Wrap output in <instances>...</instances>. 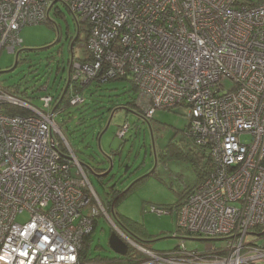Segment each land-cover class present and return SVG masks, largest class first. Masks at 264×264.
Segmentation results:
<instances>
[{
  "label": "built area",
  "instance_id": "built-area-1",
  "mask_svg": "<svg viewBox=\"0 0 264 264\" xmlns=\"http://www.w3.org/2000/svg\"><path fill=\"white\" fill-rule=\"evenodd\" d=\"M59 3L90 25L92 59L72 61L74 79H130L148 120L158 108H187L185 135L212 170L174 209L178 227L227 243L156 251L111 220L141 258L86 259L98 218L110 216L55 121L58 98L46 92L36 107L0 82V105L31 112L0 110V264H264V245L247 241L264 231V0H0V54L16 52L21 29L48 21Z\"/></svg>",
  "mask_w": 264,
  "mask_h": 264
},
{
  "label": "rangeland",
  "instance_id": "rangeland-1",
  "mask_svg": "<svg viewBox=\"0 0 264 264\" xmlns=\"http://www.w3.org/2000/svg\"><path fill=\"white\" fill-rule=\"evenodd\" d=\"M58 8L60 13L56 12ZM20 34L22 46L16 52L5 47L0 54V82L6 90L36 107H42L41 96L44 93L50 92L55 96L66 86L69 88L68 78L72 74V61L69 65V60L73 54L84 56L85 32L78 34L73 15L59 3L51 12L49 22L26 25ZM71 38L76 42L74 51L71 50ZM17 56V67L3 72L14 66ZM223 84L227 90L233 82L226 80ZM44 85L47 90L42 89ZM67 90V93L71 92ZM81 94L85 97L83 103L68 105L64 110L56 108L55 121L60 124L62 134L77 158L86 166L87 175L106 208L110 201L114 204V213L122 220L127 218L141 225L142 230L133 231L121 223L137 241L135 243L156 251H169L175 250L184 240L188 250L201 252L212 244L215 247L226 244L225 239H219L222 237L194 235L180 229L175 210L162 214L152 210L153 206L176 207L198 183L194 162L175 156L179 150L187 152L186 146L192 147L191 140L184 134L189 123L187 108L182 105L173 109L158 108L153 118L147 121L139 108L133 105L139 92L130 79L92 83ZM125 122L131 127L123 139L117 129ZM248 138L242 137L243 140ZM172 144L179 147H172ZM111 161L113 169L108 176L99 177L91 171L100 167L109 169ZM113 184L118 190L115 197L109 189ZM25 218H29L28 213L19 220ZM112 231L113 226L106 216L99 217L92 234V258L127 257L110 247ZM253 232L247 235V241L264 245V236L259 237ZM139 255V251L130 248L128 257L138 258Z\"/></svg>",
  "mask_w": 264,
  "mask_h": 264
},
{
  "label": "trees",
  "instance_id": "trees-1",
  "mask_svg": "<svg viewBox=\"0 0 264 264\" xmlns=\"http://www.w3.org/2000/svg\"><path fill=\"white\" fill-rule=\"evenodd\" d=\"M255 1H257V0H255ZM57 13H60L61 12V9L60 8H58L57 9V11H56ZM73 19H74V21L76 22V25H77V28H78V34L80 33V32H85V37H84V44H83V49H84V56H80V57H78V56H76L75 54H73V57L69 60V65H70V63H71V61H78V62H90L91 61V59H92V54H91V52H90V50H89V48H88V45H87V39H88V34H89V28H90V25H89V23L87 22V21H78L76 18H74L73 17ZM49 20L50 19H48V21H46V22H49ZM74 39H72L71 38V50L72 51H74V49H75V46H76V42H74L73 41ZM79 39H77L76 41H78ZM69 70V69H68ZM73 72V71H72ZM69 76V75H68ZM70 78V77H69ZM69 78H68V83H69V81H70V84H69V88H67V89H70V91L71 92H69V93H67L68 92V90H66V89H63V90H61L59 93H58V95H55V98H58L57 99V102H59L58 103V108L59 109H61V110H64L68 105H72L71 103H70V96H71V94L73 93V94H75V93H83V91L87 88V87H89V85L90 84H92V83H97V84H101V83H103V82H99V81H97V82H94V81H91L90 83H88V84H85V85H82V81L80 80V79H74L72 76H71V79L69 80ZM114 80H116V79H125V77H115V78H113ZM112 80V79H111ZM110 81V80H109ZM67 83V84H68ZM45 86V85H44ZM135 87V86H134ZM136 88V87H135ZM66 90V94L62 97L61 95H62V93L64 92ZM70 94V95H69ZM133 105H135V106H137L138 108H139V110H140V112L141 113H143V112H145V109H144V107L141 105V104H139V103H137V101L133 104ZM169 109H173V108H169ZM0 110L1 111H6L7 113H10V114H29V113H31L29 110H27V109H25V108H23V107H20V106H16V105H0ZM151 119H147V121H150ZM187 131V126H186V128L184 129V134H185V132ZM185 138H187L186 137V135H185ZM173 146L172 147H174L175 145L177 146V147H179V145L178 144H172ZM183 148V147H182ZM63 149L64 150H67V148H66V146L64 145V143H63ZM186 150H188L187 152H181L180 150H179V153H177V154H175V156H178V157H182V158H185V159H191L193 162H194V164H195V167H196V169H197V174H198V177H199V179H198V183L201 181V180H203L210 172H211V170H212V163H211V160H210V158L209 157H207V156H205L204 154H203V152H201L200 150H197L193 145H192V147H188V146H186ZM197 183V184H198ZM196 184V185H197ZM109 189H110V191L113 193V196L115 197L116 196V194L118 193V190L116 191V184H113V185H111L110 187H109ZM108 194V193H107ZM186 197H187V195L183 198V200L181 201V202H179L178 204H177V206L176 207H172V208H177L178 206H180L182 203H183V201L186 199ZM112 203H113V198H112ZM114 207V204L112 205L111 203H110V201H109V206H108V209H109V212H111L112 211V208ZM113 210H114V208H113ZM101 216H103V215H101ZM114 217L116 218V220H117V223L119 224V225H121V227H123V228H129L130 230H135V229H140V230H142L141 229V225L139 224V223H137L136 221H133V220H129V219H127L126 218V220L124 221V220H122L121 219V217H118V214L116 213H114ZM119 218L121 219V221L119 220ZM125 226H123L122 224ZM254 230H260V228L259 227H255L254 228ZM91 241H92V236H91V234H90V236L87 238V241H86V243L84 244V247H83V251H82V255L83 256H85V258L86 259H91L92 257L90 256V247H91ZM127 256V257H126ZM126 256H124V257H126V258H123V257H121V258H119L120 260H124V261H131L130 260V258L128 257V255H126ZM140 258H141V256H139Z\"/></svg>",
  "mask_w": 264,
  "mask_h": 264
},
{
  "label": "water",
  "instance_id": "water-1",
  "mask_svg": "<svg viewBox=\"0 0 264 264\" xmlns=\"http://www.w3.org/2000/svg\"><path fill=\"white\" fill-rule=\"evenodd\" d=\"M49 19H51V15H50ZM17 65H18V56H17V59H16V62L14 64V66H12L9 69L4 70L3 72L11 71V70L15 69L17 67ZM70 79H71V77H70ZM67 88H68V86H66V90H67ZM66 90H65L63 96L66 94ZM99 169H100L99 171H96L94 169H91V170L94 171L98 176L106 177L107 175H109V173L113 169V162L111 161V167L109 169L108 168L105 169V168H102V167H100ZM113 214H114V210L112 208V215ZM108 215H110V214H108ZM108 220H109V218H108ZM110 223H111V218H110ZM258 235H264V231L258 233ZM109 245L115 252H117L121 256H126L128 254L129 246H128L127 242L124 239H122L118 235V233L116 231H114V230L110 234Z\"/></svg>",
  "mask_w": 264,
  "mask_h": 264
},
{
  "label": "clouds",
  "instance_id": "clouds-1",
  "mask_svg": "<svg viewBox=\"0 0 264 264\" xmlns=\"http://www.w3.org/2000/svg\"><path fill=\"white\" fill-rule=\"evenodd\" d=\"M122 125V124H121ZM126 137V136H125ZM125 137L123 138V139H125ZM94 170H96V171H99L100 169L98 168V169H94ZM92 171V170H91ZM108 176V175H107ZM99 177H102V176H99ZM104 178V177H103ZM99 195V194H98ZM103 205H104V203H103ZM104 207H105V209H106V211L108 212V214H110V212H109V209H107L106 208V206L104 205ZM153 207H155V208H162L163 210L165 209V210H174L175 208H170V209H168V208H163V207H158V206H153ZM152 207V208H153ZM114 208V207H113ZM155 212V211H154ZM158 213V212H157ZM162 214V213H161ZM109 216H111V214L109 215ZM125 229V228H124ZM129 246V245H128ZM146 247H148V246H146ZM129 251H130V247H129ZM129 251H128V253H129Z\"/></svg>",
  "mask_w": 264,
  "mask_h": 264
},
{
  "label": "flooded vegetation",
  "instance_id": "flooded-vegetation-1",
  "mask_svg": "<svg viewBox=\"0 0 264 264\" xmlns=\"http://www.w3.org/2000/svg\"><path fill=\"white\" fill-rule=\"evenodd\" d=\"M118 217H120L119 215H118ZM111 220H113L114 222H116L117 223V220H116V218L114 217V214L113 215H111Z\"/></svg>",
  "mask_w": 264,
  "mask_h": 264
}]
</instances>
